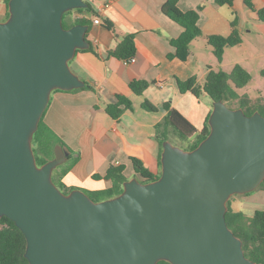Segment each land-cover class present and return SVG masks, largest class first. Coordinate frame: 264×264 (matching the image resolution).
<instances>
[{"label": "water", "instance_id": "water-1", "mask_svg": "<svg viewBox=\"0 0 264 264\" xmlns=\"http://www.w3.org/2000/svg\"><path fill=\"white\" fill-rule=\"evenodd\" d=\"M0 21V217L25 235L29 264H256L229 227V200L264 182V115L213 101L210 133L192 150L163 142L158 179L131 178L114 197L65 193L38 165L34 135L55 90L86 82L71 68L89 25L64 27L85 0H10Z\"/></svg>", "mask_w": 264, "mask_h": 264}, {"label": "crops", "instance_id": "crops-1", "mask_svg": "<svg viewBox=\"0 0 264 264\" xmlns=\"http://www.w3.org/2000/svg\"><path fill=\"white\" fill-rule=\"evenodd\" d=\"M85 1L95 12L73 11L66 21L78 18L90 21L87 39L91 45L78 50L70 65L93 89L55 90L45 110L44 121L69 152L64 164L69 165L75 160L63 178L64 183L96 192L112 187L113 182L105 175L113 165L122 166L127 179L143 181L144 178L135 170L133 158L140 160L153 173H161L159 156L163 150L160 138L167 135V140L185 148L195 139H185L186 145H182L183 139L165 123L168 111L164 105L170 103L171 108L177 109L201 130L212 110L213 100L203 90L199 95L192 91L182 93L178 80L196 77L197 85L201 86L209 66L223 69L229 64L242 63L247 69L245 62L258 60L264 64V22L245 0H235L233 6H219L215 0H179L178 6L183 11L203 7L199 20L203 34L192 42L187 58L182 60L169 57L176 51L170 40L179 37L183 27L163 12L167 0ZM251 1L257 9L264 7V0ZM7 12L6 0H0V21L7 18ZM236 15L242 36V42L232 48L236 59L225 61L228 51L225 50L223 61L219 63L207 43V37L230 35L231 22ZM97 17L101 23H95ZM106 20L113 24V28L107 27ZM128 35L134 36L136 60L127 65L111 52ZM138 80L149 83L141 95L131 88V83ZM119 96L129 98L132 107L119 117H113L107 112V107L116 103ZM145 100L158 109H145ZM258 189L236 194L233 202L231 197V207L235 211L244 210L248 215L254 214L260 205V209H264V189Z\"/></svg>", "mask_w": 264, "mask_h": 264}, {"label": "trees", "instance_id": "trees-1", "mask_svg": "<svg viewBox=\"0 0 264 264\" xmlns=\"http://www.w3.org/2000/svg\"><path fill=\"white\" fill-rule=\"evenodd\" d=\"M9 1L7 2L9 17ZM179 0H167L163 5V12L183 27L181 35L170 40L176 51L170 54L169 57H178L185 60L189 54L192 42L202 36L203 31L199 25L202 6L197 9L183 11L178 6ZM219 6L228 4L234 5L235 0H215ZM246 5L257 12L261 21L264 22V7L257 9L251 0H245ZM73 11L94 13L91 5L88 8H80L69 11L64 15V27L70 28L76 24H90V21L85 18H78L72 21H66L67 16ZM6 18V19H7ZM108 28H113V24L108 20L105 21ZM232 33L228 36L209 35L207 43L212 47L219 63H222L226 48L234 47L242 42V36L238 29V15L231 22ZM114 56L127 59L136 54V46L133 35H128L119 45L111 52ZM261 75L264 77V67L261 69ZM252 80V74L240 63H236L231 71H225L222 68L216 69L209 66L208 73L203 85H197V78L192 77L188 80H178V86L182 93L192 91L195 95H199L203 90L213 100H223L230 108H243L247 115H251L259 111L264 115V95L253 100L248 94H241L240 89L247 86ZM149 87V83L143 80L134 81L131 83V88L136 94H143ZM85 88L93 89L90 84H86ZM236 101V106H230L229 103ZM132 107V102L129 98L119 96L118 101L110 104L107 107V112L113 117H119L126 109ZM143 107L147 110H157V106L149 100L143 102ZM164 108L168 111L165 118L167 123L174 132L183 140L194 137L195 139L185 148L192 150L196 148L202 140L210 133L209 113L205 121L203 129L198 130L191 124L177 109L171 108V104L167 103ZM45 113L40 121L39 128L34 135L33 148L36 154L38 165H42L55 157V147L57 144L64 146V143L59 136L45 123ZM160 125L157 126V129ZM168 139V136L160 138L161 150H163V142ZM161 155L159 156V167L162 170ZM71 159V157H70ZM75 162L72 160L69 165L62 164L55 169L53 179L55 183L65 193H69L74 187L67 186L63 178L70 170L71 165ZM133 163L136 172L143 178V182L153 181L160 177L161 173L155 174L146 168L143 163L137 158H133ZM105 178L113 182L112 187L105 190L88 192L92 199L100 201L119 195L123 191V184L127 181V177L123 174L122 166H111ZM264 185V182L261 186ZM83 190V189H82ZM85 191V190H84ZM229 209L226 214V219L229 227L243 241V249L246 256L255 261L256 264H264V209H257L254 214L248 215L243 211H235L230 201ZM26 238L20 228L14 221L8 217H0V264H29L25 257ZM157 264H171L168 261H160Z\"/></svg>", "mask_w": 264, "mask_h": 264}, {"label": "rangeland", "instance_id": "rangeland-1", "mask_svg": "<svg viewBox=\"0 0 264 264\" xmlns=\"http://www.w3.org/2000/svg\"><path fill=\"white\" fill-rule=\"evenodd\" d=\"M232 48L233 47L226 48V51L227 50L228 51H227L226 56H225V61H227V62H232L236 59V57L234 55L236 53L232 50ZM256 51L259 52V48H256ZM244 65L247 67V69L252 74V80L247 86L240 89L239 92L241 94H248L253 100H256L258 97L264 95V77L261 75V71H260L261 67H263L264 64H261V61L256 60L254 62H245ZM233 66H234V64H229L228 66H226L223 69L225 71H231ZM236 104H237L236 101H232L229 103V105L233 106V107H235ZM181 143L184 146L186 145L184 140H181ZM183 148H185V147H183ZM261 189H264V185L260 186L258 190H261ZM235 198H236V195L232 196L231 202H233ZM259 207L261 208V205ZM260 208H258V209H260ZM245 209L247 210L248 207H246Z\"/></svg>", "mask_w": 264, "mask_h": 264}, {"label": "built area", "instance_id": "built-area-1", "mask_svg": "<svg viewBox=\"0 0 264 264\" xmlns=\"http://www.w3.org/2000/svg\"><path fill=\"white\" fill-rule=\"evenodd\" d=\"M95 23H101V19L99 17L95 18ZM136 60L135 56H132L130 58L124 59L125 64H130Z\"/></svg>", "mask_w": 264, "mask_h": 264}]
</instances>
